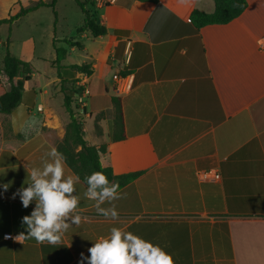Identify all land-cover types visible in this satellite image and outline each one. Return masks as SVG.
<instances>
[{
    "label": "crops",
    "instance_id": "crops-1",
    "mask_svg": "<svg viewBox=\"0 0 264 264\" xmlns=\"http://www.w3.org/2000/svg\"><path fill=\"white\" fill-rule=\"evenodd\" d=\"M22 6V0H0V19ZM41 7L13 23L11 37ZM86 8L97 10L107 33L63 31L56 37L67 48L60 74L54 56L57 72L44 86L26 82L17 107L0 113V186L7 185L0 187V264H78L112 227L159 245L174 264H264V0H247L230 22L200 28L190 12H212L214 0H89ZM66 38L84 47L69 46ZM19 42L32 45L34 54L31 33ZM83 63L92 70L81 94L84 137L106 144L100 160L115 174L144 172L118 189L119 199L100 205L114 207L115 219L85 196L79 178L80 223L70 224L60 244L21 243L13 237L25 231L21 218L35 201L25 208L13 194L63 139L70 120L64 91L77 95L71 89L85 72L71 65ZM115 72L133 75L130 91L114 90ZM113 97L123 113L120 139L112 137ZM200 170L220 178L200 181ZM64 173L77 176L65 160Z\"/></svg>",
    "mask_w": 264,
    "mask_h": 264
},
{
    "label": "clouds",
    "instance_id": "clouds-1",
    "mask_svg": "<svg viewBox=\"0 0 264 264\" xmlns=\"http://www.w3.org/2000/svg\"><path fill=\"white\" fill-rule=\"evenodd\" d=\"M45 156L41 167H32L27 173L29 182L26 186L13 194L25 208L35 201L31 213L21 218L25 231L13 237L21 243L31 238L38 243L60 244L70 224L81 221L77 211L79 201L74 195V181L79 177L65 176L63 154L55 147ZM84 179L87 184L85 196L96 202L102 215L115 219L118 213L114 207L104 209L100 205L106 200L120 198L119 184L110 183L101 172H93ZM0 187L7 189V185ZM88 253V256L81 253L78 264H85V261L87 264H174L172 256L159 245L118 227H112L107 238L94 241Z\"/></svg>",
    "mask_w": 264,
    "mask_h": 264
},
{
    "label": "trees",
    "instance_id": "trees-1",
    "mask_svg": "<svg viewBox=\"0 0 264 264\" xmlns=\"http://www.w3.org/2000/svg\"><path fill=\"white\" fill-rule=\"evenodd\" d=\"M75 1L81 7L84 15L83 22L76 28V33L82 34L85 31H90L93 36L106 34L107 27L99 21L97 10L90 11L86 8V4L89 0ZM143 1L157 2L158 0ZM56 3L57 0H51L49 2L39 0L37 3L27 7L22 6L19 11L11 14L8 18L0 19V25L8 23L10 25V31L12 24L15 23L21 16L42 5H48L53 8L56 16V23ZM214 3L215 9L212 12L200 9H193L190 12V20L197 28L208 24L228 23L239 16L247 7V0H214ZM57 40L58 39L54 34L52 44L55 50V59L53 60V64L59 70L61 67V61L67 55V48L64 46H58L56 44ZM65 41L69 46H77L79 48L84 47L79 40H75L74 38H66ZM71 66L88 74H91L92 72L90 66L86 63L72 64ZM33 74L34 68L32 63L14 55L10 51L8 38L2 59V66L0 67V75L3 76L0 77V113L10 114L17 107L21 101L25 84L27 81L32 79ZM73 89L76 93H82L83 87L75 88L74 86ZM112 100L115 103L112 137L114 139H120L125 136L122 108L118 98L113 97ZM76 102L77 97L75 95L64 91V106L69 114L70 120L66 125V131L63 139L57 144V150L63 154L66 163L86 185V188L87 184L84 178L93 172L103 173L108 178L110 183H118L119 188L139 177L144 171L115 174L111 166L102 165L100 157L102 153L106 152L107 146L106 144H91L86 140L84 137V121L79 116V110ZM95 125L98 127L97 123Z\"/></svg>",
    "mask_w": 264,
    "mask_h": 264
},
{
    "label": "rangeland",
    "instance_id": "rangeland-1",
    "mask_svg": "<svg viewBox=\"0 0 264 264\" xmlns=\"http://www.w3.org/2000/svg\"><path fill=\"white\" fill-rule=\"evenodd\" d=\"M37 1L39 0H22V4L27 7L37 3ZM44 1L49 2L51 0ZM56 10L57 20L55 23L56 16L53 8L48 5H42L39 12H36L33 16L21 21L19 25L20 27L13 35L14 37H11V32L9 31L10 25L8 23L0 25V39L2 41V43H0V65L2 64V57L6 49V42L9 38L10 51L14 55H16L15 53H21L20 55L23 59L30 61L33 65L34 77L27 81L29 88L36 86L39 90L44 86V83L48 80V78L57 72L50 64V59L55 56L54 48L51 42L52 35L54 36L55 34L56 37L60 38L63 31H69V33L74 35L77 34L74 25H79L81 19L83 18L82 9L75 0H57ZM29 33H31L34 38V54H32V45L19 42V38L25 37L26 35H29ZM56 44L60 46V41H56ZM52 85H54V83L50 86ZM72 89L71 91L74 90ZM76 105L78 106L77 103ZM79 116L82 119L84 118V115L81 113H79Z\"/></svg>",
    "mask_w": 264,
    "mask_h": 264
},
{
    "label": "built area",
    "instance_id": "built-area-1",
    "mask_svg": "<svg viewBox=\"0 0 264 264\" xmlns=\"http://www.w3.org/2000/svg\"><path fill=\"white\" fill-rule=\"evenodd\" d=\"M87 77L88 73H83V76L81 79H78L76 82L77 88L83 87L82 93L88 92L87 90ZM113 87L114 90L118 94L126 93L130 91L133 87V75L131 73H122V72H115L113 74ZM82 93H77V104H78V110L79 113L83 115H87V109H86V102L81 97ZM197 177L200 181H206V180H216L220 178V174L217 171L213 170H200L197 172ZM6 237H10L11 234L7 233L5 234Z\"/></svg>",
    "mask_w": 264,
    "mask_h": 264
}]
</instances>
